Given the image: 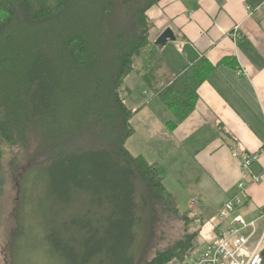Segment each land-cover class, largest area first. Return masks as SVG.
Returning <instances> with one entry per match:
<instances>
[{"label": "trees", "instance_id": "16d2710c", "mask_svg": "<svg viewBox=\"0 0 264 264\" xmlns=\"http://www.w3.org/2000/svg\"><path fill=\"white\" fill-rule=\"evenodd\" d=\"M160 1L0 0V197L4 148L30 161L17 182L10 264H27L18 259L27 238L51 264H186L197 255V231L188 230L196 217L180 212L155 166L125 146L138 111L122 92L131 73L174 115L173 130L216 67L199 59L159 89L151 84L162 57L147 13ZM162 217L187 232L146 260Z\"/></svg>", "mask_w": 264, "mask_h": 264}, {"label": "crops", "instance_id": "0c3cea01", "mask_svg": "<svg viewBox=\"0 0 264 264\" xmlns=\"http://www.w3.org/2000/svg\"><path fill=\"white\" fill-rule=\"evenodd\" d=\"M147 15L154 25L153 42L166 28L175 37L158 50L169 75L199 59L216 67L198 87L193 112L173 130L166 124L175 122L174 115L140 76L127 77L122 87L125 104L138 110L131 120L132 136L139 131L146 138L158 139L160 145L144 153L147 143L140 135L137 147L128 139L126 149L155 166L173 197L167 186L175 187L184 180L182 171L196 167L221 196L214 208L216 215L224 202L239 196V184L244 183L248 199L238 213L254 216L264 208V0H162ZM236 25L237 39L232 37ZM225 59L230 61L218 65ZM142 99L145 102L139 105ZM254 154L258 159L243 174L244 157ZM173 155L178 165L170 160ZM186 161L191 164L187 166ZM253 177L259 178L258 184H252ZM262 222L257 223V231L264 226ZM219 225L217 221L214 226L217 232L223 227ZM217 232L214 229V241Z\"/></svg>", "mask_w": 264, "mask_h": 264}, {"label": "rangeland", "instance_id": "374dc122", "mask_svg": "<svg viewBox=\"0 0 264 264\" xmlns=\"http://www.w3.org/2000/svg\"><path fill=\"white\" fill-rule=\"evenodd\" d=\"M157 49V48H156ZM156 65V64H154ZM161 68L156 71H151L148 73L149 75L147 79L149 80L151 76L154 77L153 81H150L151 84L154 85L156 89H159L164 85V81L168 78H171V75L167 74L165 68L160 66ZM163 68V69H162ZM136 73H131L128 77L135 76ZM140 93V92H139ZM136 96V94H134ZM142 102H145V99L140 100L138 103L142 105ZM133 126V122L131 123ZM142 137V140L145 144V147L142 149L144 153H148L146 149H149L150 153L154 151V148H157V145H160L157 140L158 139H149L146 138L145 135L139 133L137 131L135 137H130V143H132L135 147L136 142L139 137ZM145 136V137H144ZM129 140L127 142H129ZM130 143L128 144V148L130 147ZM152 146L154 148H152ZM151 149V150H150ZM166 152V150H165ZM162 157H164L162 153ZM180 161H185V157H180ZM174 162V155L170 159ZM170 160H165V162L170 165ZM3 171H4V185L2 188V195L0 197V264H10L11 261V243L13 242L14 232L16 229L15 223V212L18 209L19 204V191L17 187L19 179L24 168L27 165H30V161L25 158L21 151H18L16 148H4L3 154ZM180 162L175 161L174 165H178ZM189 161H186V165H190ZM170 168V167H169ZM175 172V171H174ZM176 173V172H175ZM184 180L177 183L175 187L168 188L169 191H173L175 203L180 212L186 213L189 212L191 216H195L196 220H194L193 224L189 225V232L197 231V236L193 239L192 244L196 245V250L192 252L193 256L196 254H200L207 245L214 242V229L217 231V228H214L216 225L218 218L215 213V207L220 199V195L216 192L214 186L208 181H206L205 177H202L196 167H191L188 170L182 171ZM172 175H174L172 171ZM30 177L29 173L26 176V179ZM23 184V182L21 183ZM25 184V183H24ZM22 198V196H20ZM24 199V198H23ZM21 199V200H23ZM30 200L35 199V193L30 194ZM44 198L40 196L36 201V206L40 211L43 209ZM35 215L39 212L37 208H34ZM160 220V221H159ZM154 227H152V231L155 236L159 237V242L156 243V238H153V244L147 242V247L152 249L151 253L148 254L146 260H150L154 257L157 251H163L171 246H173L174 242L181 240L187 232L184 227L183 222L171 220L166 217H162L155 221ZM264 223V222H262ZM262 224L258 225L261 227ZM26 228V227H25ZM30 228L27 230L30 232ZM264 226L262 227V229ZM262 229L258 231V234L261 233ZM214 234V235H213ZM32 236V235H31ZM25 242H21L19 256V261L26 262L27 264H51L50 258L47 255H44L40 252L38 247H36V243L32 239H25ZM20 243V242H19ZM48 257V258H47ZM192 258V257H191ZM190 259L186 261V264H189ZM169 264H181L176 261H171Z\"/></svg>", "mask_w": 264, "mask_h": 264}, {"label": "built area", "instance_id": "2783aa9c", "mask_svg": "<svg viewBox=\"0 0 264 264\" xmlns=\"http://www.w3.org/2000/svg\"><path fill=\"white\" fill-rule=\"evenodd\" d=\"M232 37L239 38V25L234 26ZM238 156L237 153L234 154ZM258 159V155L245 156L241 172L248 174L250 166ZM258 177H253L252 184L259 183ZM239 196L224 202L217 212L220 222L216 240L207 245L189 264H263L264 263V228L258 234L257 223L264 219V208L254 216L246 217L238 213L245 204L248 194L245 184H239ZM219 225V226H220ZM218 226V227H219Z\"/></svg>", "mask_w": 264, "mask_h": 264}, {"label": "water", "instance_id": "95a60500", "mask_svg": "<svg viewBox=\"0 0 264 264\" xmlns=\"http://www.w3.org/2000/svg\"><path fill=\"white\" fill-rule=\"evenodd\" d=\"M174 41H175V37L173 35V32L169 28H166L154 40L153 44L156 48L163 49L168 42H174Z\"/></svg>", "mask_w": 264, "mask_h": 264}]
</instances>
